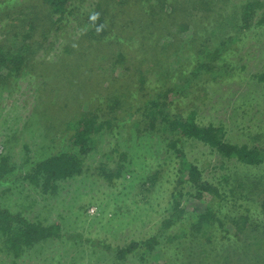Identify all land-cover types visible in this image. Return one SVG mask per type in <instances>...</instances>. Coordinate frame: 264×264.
Here are the masks:
<instances>
[{"label": "rangeland", "instance_id": "374dc122", "mask_svg": "<svg viewBox=\"0 0 264 264\" xmlns=\"http://www.w3.org/2000/svg\"><path fill=\"white\" fill-rule=\"evenodd\" d=\"M225 1H228V7H224L227 11L249 1L264 6V0ZM99 2L103 1L69 0L66 20L55 23L44 0H26L22 9L11 15L13 19L9 17L8 22L12 23L7 27V35L2 37L0 33V41L15 45L10 31L15 34L24 31L30 19L37 29L27 42V56L63 57L68 66L67 73L57 81L56 78L48 80L41 94L37 93L36 82L27 78L19 81L10 94H4L0 104V157L9 159L5 173L8 175L0 181V208L32 222L59 224L62 229L60 239L25 248L19 256L9 252L0 235V264H183L190 260L187 257L191 258L185 249L190 235L194 248H188L202 262L205 255L208 263L204 264H230L228 250H220L223 237L240 236L248 228L264 232V185H258L264 182V162L248 166L236 159H227L194 139L183 138L173 148L170 144L173 140L176 143L179 133L159 132L157 128L149 134L131 127L138 119V115L134 116L135 101L131 98H123L122 109L114 117L108 116L105 109L111 107L108 102L113 92L128 96L127 92L134 89H129L131 84L119 88V82L112 80L127 78L125 67L143 71L148 81L145 88L153 92L165 78L184 84L195 64V54L190 49L192 31L190 37L183 32L177 35L173 49L163 51L161 58L166 64L156 68H151L152 48L143 44L113 39L106 45L86 42L83 46L84 28L79 21L96 10ZM262 7L257 9L259 15ZM202 11L197 13L200 21L206 14ZM206 12L212 13L209 9ZM195 15L192 13L188 21ZM177 16L171 19V33L183 23ZM258 19L259 16L255 17L254 22ZM257 33L241 48L237 46L238 52L224 61L230 65L232 78L215 83L202 77L181 94L180 105L173 104L171 112L184 117L193 113L201 126L225 127L229 143L258 147L264 160V84H257L252 78L254 74L264 73V34L262 30ZM165 36L158 40L157 47L163 46ZM169 37L168 34L165 38ZM65 48L70 53L61 56ZM119 52L126 58L122 67L113 68L109 59ZM144 55L152 59L145 62ZM80 65L87 72L82 76L81 71L75 73V82L82 85L71 99L68 92L74 80L72 71L82 69ZM95 82L101 85L96 87ZM38 97L41 103L44 101L42 105ZM38 104L42 109L49 106L52 116L37 118ZM123 107L126 112L122 111ZM82 112L102 120L111 119L115 127L95 136L91 152L80 155L83 173L59 181L48 190L44 184L25 179L35 161L51 153L74 152L67 123ZM183 163L197 167L200 178L197 185L183 175ZM206 184L220 196L207 192L204 197V191L199 199L200 186L206 187ZM147 242L149 246L141 247ZM132 243H137L138 249L119 257L118 250ZM177 247L182 249L180 261L175 260Z\"/></svg>", "mask_w": 264, "mask_h": 264}, {"label": "trees", "instance_id": "16d2710c", "mask_svg": "<svg viewBox=\"0 0 264 264\" xmlns=\"http://www.w3.org/2000/svg\"><path fill=\"white\" fill-rule=\"evenodd\" d=\"M23 1L26 0L0 1V33L2 37H5L9 31L7 29V27H10L11 22H8L9 17L12 18V14L22 9V6H24ZM44 1L49 9L48 14L52 19L54 18L53 21L55 23H61L66 20V14L68 13L66 4L69 0ZM102 1L99 2L96 10L79 21V25L84 28V36H82L84 38L83 46L86 42H89L91 45H106L112 42L113 39L119 42L127 41L132 44H143L152 48L151 51L154 52V55L152 57L153 65L151 68H156L159 64H166V60L162 61L161 58L163 51L173 49L171 46L177 39V35L183 32L190 37L189 32L192 31L190 49L195 54V64L190 73L185 77L187 80L184 84L179 85L177 82H170V78H165L160 87L156 91L154 88L153 92H148L145 88L148 81L143 71L134 68L133 71L137 72L135 74V72L125 67L127 78L111 79L115 83L119 82V88L131 84L129 89H134L127 92L128 96L115 95L114 91L108 102H111V107L105 109L107 115L114 117L122 109L124 103H122V99L127 97L130 100L131 98L135 101L132 106L135 110L134 116L138 115V119L132 122L135 125H131V127L140 128L141 132L149 134L154 133L157 128L159 132L171 130L174 133H179L178 136L180 138L176 139V143L175 140H171L170 146L173 148L183 138L194 139L216 150L227 159H236L248 166H259L262 164L264 160L260 148L238 146L229 143L226 139L225 127L214 125L201 126L196 122L193 113L187 117L173 114L171 106L175 103L180 105L179 99L181 98V94L183 96V93L195 82L198 81L199 83L202 77H205L207 81L212 79L215 83H220L219 79L231 77L232 73H230L231 71L228 67L230 65L224 61L231 54L233 55L235 52H238L236 50L237 46L241 48L246 40L254 38V35H259L258 31L262 30L264 34V6L262 7V5L253 4V2L249 1L240 7L236 5L232 6L230 11H227L225 8L228 7V1L225 0ZM194 2H197V5ZM222 3L223 5H221ZM169 7L171 9L167 11ZM261 7L262 10L260 11L262 12L259 15L257 9ZM199 8L201 10H198ZM202 9L205 10L202 11ZM208 9L212 12L209 15L206 12ZM198 11L206 13L202 19L203 21H200V18L197 16ZM192 13L196 15L192 20L188 21ZM173 15H178L177 17L183 21V23L178 24L179 28L176 29L178 32L176 31L175 33H171L170 22ZM18 16L17 18H19ZM257 16L260 19L254 22V18ZM28 21H30V24L27 25L24 31H17L16 34L10 31L12 34L10 38L15 41V45H5L3 41H0V104L4 100V94H10L19 81L30 78L33 82H36L37 93L40 92L39 94H41L40 90L44 86H47L48 80L56 78L57 81V78L64 76L65 72L67 73L68 71L66 69L68 68L67 62H64L65 59L63 57L57 56L53 59H39L27 56L29 52L27 42L32 40V32L35 33L37 29L31 23L32 20L29 19ZM168 34L171 37L167 39L165 37ZM162 36H165L162 39L166 41L162 43V47H157L156 43ZM68 52L70 53L69 48H65L64 54L61 56L66 55ZM125 58L126 56L122 52H119L117 56L110 57L109 62L111 61L113 68L122 67V62ZM152 58L144 55L142 59L147 62L148 59ZM139 63L143 64L142 62ZM80 68L82 69H76L72 71L74 74H70L71 78L74 79L71 86L72 89L70 88L68 92L71 99L73 92L80 89L82 85V83L75 82L77 75L75 73L81 71L80 75L82 76L84 72H87L85 67L84 69L82 66ZM90 71L92 73V69ZM61 72L63 74L59 75ZM105 75L109 76L106 70ZM252 78L256 80L257 84H264V73L254 74ZM137 79L139 84H136ZM93 85L98 87L101 84L95 82ZM40 99V97L37 98L40 105H42L44 101L42 100L41 103ZM85 102L88 103L87 99H84ZM122 111L126 112L124 107ZM36 114L37 118L43 119L52 116L49 106L46 109H42V106H39V104L36 106ZM76 117V119L70 120L67 123L71 132V147L75 149L74 152L51 153L43 159L35 161L26 173L25 179L35 182L37 185L40 183L44 184L47 188L46 190H48L49 188H53L59 181H66L83 173L84 162L80 155L87 154L88 150H90V145L95 141V136L102 134L105 129L115 127L112 121H110L111 119L106 118L102 120L92 113L82 112L78 113ZM126 123H123V125ZM127 128H130V125ZM8 161L7 156L0 157V181L8 175V173L5 174L8 172ZM183 172V175L186 174L189 181L194 185L200 182L199 171L194 165L183 163ZM258 185L262 186L264 182L260 181ZM200 190V193H197L199 199L203 197L202 193L204 191V197L207 196V192L217 197L220 196L217 191L216 193L207 184L206 187L200 186ZM173 214L174 212L170 216L171 218ZM204 216L202 215L201 218H204ZM61 230L59 224L44 225L39 222H32L22 215H13L8 210L0 208V235L4 238L5 247L14 256H19L25 248L38 245L40 242L49 239H60L62 237ZM239 235L223 237L224 241L222 242L224 243L221 244L220 250H228V262L230 264H264V232H257L248 228ZM189 237L192 239L191 235ZM190 239H186L185 249L191 258L187 257L190 260L183 264L208 263V258L205 255L202 256L204 257L202 258L203 262L196 257V254L193 256V252L188 248H194ZM142 246L143 248L149 246V242L141 244ZM134 249H138L137 243H132L124 249H119V257L130 254ZM176 250L178 253H176L175 260L180 261L182 257L179 256L182 249L177 247ZM199 255L201 256L202 253L199 252Z\"/></svg>", "mask_w": 264, "mask_h": 264}]
</instances>
